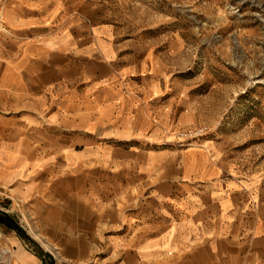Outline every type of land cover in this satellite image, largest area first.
<instances>
[{"label":"rangeland","instance_id":"rangeland-1","mask_svg":"<svg viewBox=\"0 0 264 264\" xmlns=\"http://www.w3.org/2000/svg\"><path fill=\"white\" fill-rule=\"evenodd\" d=\"M26 47L40 105L75 94L86 107L108 99L127 114L134 92L140 107L130 116L144 105L157 111L179 161L189 148L215 153L241 182L238 214L264 218V0H0V70ZM200 128L202 136H181ZM55 248L28 204L0 186V264H33L30 254L79 264Z\"/></svg>","mask_w":264,"mask_h":264},{"label":"crops","instance_id":"crops-1","mask_svg":"<svg viewBox=\"0 0 264 264\" xmlns=\"http://www.w3.org/2000/svg\"><path fill=\"white\" fill-rule=\"evenodd\" d=\"M24 52L0 70V108L11 110L0 112V186L58 253L79 264H264V218L238 214L241 182L215 153L189 148L179 161L157 111L129 115L140 107L131 91L127 114L75 94L40 105Z\"/></svg>","mask_w":264,"mask_h":264},{"label":"built area","instance_id":"built-area-1","mask_svg":"<svg viewBox=\"0 0 264 264\" xmlns=\"http://www.w3.org/2000/svg\"><path fill=\"white\" fill-rule=\"evenodd\" d=\"M205 133V129L204 128H200V129H195V130H189L183 134H181L182 138L185 136V137H188V138H191V137H197V136H202L203 134Z\"/></svg>","mask_w":264,"mask_h":264},{"label":"bare ground","instance_id":"bare-ground-1","mask_svg":"<svg viewBox=\"0 0 264 264\" xmlns=\"http://www.w3.org/2000/svg\"><path fill=\"white\" fill-rule=\"evenodd\" d=\"M35 235H36V233H35Z\"/></svg>","mask_w":264,"mask_h":264}]
</instances>
